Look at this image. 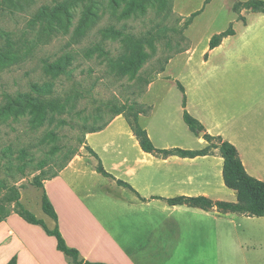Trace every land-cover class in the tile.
<instances>
[{"label":"crops","instance_id":"1","mask_svg":"<svg viewBox=\"0 0 264 264\" xmlns=\"http://www.w3.org/2000/svg\"><path fill=\"white\" fill-rule=\"evenodd\" d=\"M210 1L205 0V4ZM197 12L200 15L203 11ZM247 12V17L257 14ZM242 23L246 26L248 20ZM215 35L201 53L200 63L195 61L194 52L189 61H178V66L188 69V75L177 80L184 89L183 96L175 99L178 125L184 134H178L172 126L143 124L153 115L146 97L141 102L145 111L139 124L153 145L163 150H203L209 145L204 139L206 134L220 137L236 147L247 173L264 182V46L252 55L245 45L229 54L224 52L225 41L234 35L211 49ZM218 63L220 66H216ZM199 67L223 70L219 85L204 83ZM225 84L231 89L220 93ZM173 102L165 101L166 106ZM185 109L203 126L202 133L189 129L184 121ZM86 142L111 177L98 173L83 157L74 159L44 184L57 220L47 216L43 220L46 228L29 224L19 216L0 223V264L14 258L16 264H73V259L58 249L56 237L48 234L55 229L68 248L78 251L79 260L91 263L264 264V218L229 222L235 233L230 238L229 227L223 226L220 218L238 214L167 202L176 197L237 202L236 192L224 183V159L219 149L195 158L154 156L143 151L128 120L121 115L102 130L89 133ZM214 241L220 245L215 256ZM230 244L236 248L235 254L223 251V246L228 249L226 245Z\"/></svg>","mask_w":264,"mask_h":264},{"label":"rangeland","instance_id":"2","mask_svg":"<svg viewBox=\"0 0 264 264\" xmlns=\"http://www.w3.org/2000/svg\"><path fill=\"white\" fill-rule=\"evenodd\" d=\"M16 1L0 0V6ZM245 1L248 0H211L205 4V0H100L90 8L95 19L81 26L77 43L73 35L84 13L82 5L73 11L68 31L50 37L48 44V32L31 31L27 25L39 7L54 0H27L23 9L7 12L0 22V34L12 32L20 41L27 36L33 49L26 57L27 50L21 42L13 67L0 73V113H5L0 115V181L6 185L0 187V216H18L15 212L20 205L45 220V182L59 175L77 157L85 158L97 170L99 161L86 144L87 135L120 115L129 122L136 120L145 111L141 103L144 97L153 115L143 124L172 126L178 134H184L178 125L175 99L183 96L177 80L186 77L188 69L178 66V61H189L194 52L195 61L200 63L210 38L229 27L236 34L226 39L224 52L231 54L230 50L245 45L252 55L264 46V14L247 17L250 12L237 9ZM197 10L203 12L194 13ZM255 54L261 56L259 52ZM67 55L75 57L73 78L52 79L44 73L45 61ZM198 70L200 79L210 82L208 86L216 82L219 85L223 77V70ZM47 81L54 82V95L61 105L42 120L39 115L22 110L19 104L25 103L26 93L36 95L34 83ZM230 89L231 85L225 84L219 92L228 93ZM6 94H12L16 101L11 112H6ZM166 97L174 101L169 106L165 103L168 99L163 100ZM23 164L27 166L22 172ZM16 193L18 202H9ZM246 218L231 214L220 219L233 238L235 233L229 222ZM49 223L53 226V222ZM219 246L213 242L214 256ZM226 246L228 249L223 246V251L236 253L233 244Z\"/></svg>","mask_w":264,"mask_h":264},{"label":"trees","instance_id":"3","mask_svg":"<svg viewBox=\"0 0 264 264\" xmlns=\"http://www.w3.org/2000/svg\"><path fill=\"white\" fill-rule=\"evenodd\" d=\"M25 2H27V0H17L13 4L8 5L9 7L7 4L3 3L0 6V22L7 12L13 13L14 9H23V4H25ZM99 2L100 0H54L52 4H44L39 7L37 11L33 13L27 27L31 31L38 29L40 33L48 32L49 39L45 41V43L48 44L50 37L56 36L58 33L60 34L61 31L65 30V33L68 31L75 15L73 11H76L77 8L82 5L84 7V13L82 14L81 20H79L75 26V33L73 35V38H75L74 43H77L78 31L82 28L81 26L84 23L87 24L91 18L95 19V14L90 8ZM237 9L264 13V2L261 0H248L246 2H241L237 6ZM91 22L93 23L92 19ZM230 35H234V31L232 29H229L219 35H215L210 42L211 49L217 47L224 38ZM20 44L27 50L26 57L29 56L33 47H30V41L27 36L23 37L20 41L12 32L4 31L0 34V73L13 67L17 61V47H19ZM74 63L75 57L72 55H67L53 61L47 60L44 62V73L51 76L52 79H70L74 77ZM179 87L181 91L184 92L183 87ZM33 90L36 92V95L34 96L31 93H26L25 96H23V98H25V103H20L19 107L24 111L29 110L30 114L39 115L41 119L44 120L48 112L61 105L59 99L55 98L54 95V82L47 81L34 83ZM5 98L7 101L6 112L15 110L16 101L14 100V96L12 94H6ZM183 105L185 108L186 97H184ZM1 114L4 115L5 113H0V115ZM184 121L188 125L189 129L195 134L204 131L203 126L194 117H192L186 109L184 111ZM129 124L134 135L140 142L143 151L154 156L164 158L170 156L195 158L198 156L208 155L213 149H219L220 154L224 159V183L229 189L236 192L237 202H214L206 197H176L167 199L168 204L172 206L185 204L189 207L200 208L206 211L216 208L219 212L224 214L234 213L248 217L264 218V182L253 178L247 173L235 146L229 142L223 141L220 137H212L206 134L204 139L209 143V145L203 150H183L179 148L168 150L157 149L150 140L147 131L140 126L139 118L129 122ZM103 128L91 131L90 133L100 131ZM26 166V164L21 165L20 169L22 172L25 171ZM97 172L106 177H111V175L104 170L100 162L97 167ZM36 180L37 185H40L41 182L38 177ZM119 183L130 188L129 185L124 184L123 182ZM0 187H6L3 181H0ZM11 194L14 193L11 191ZM18 200V193H16L13 197H9V202H18ZM17 206L18 209L15 213L25 222L33 225H40L46 228L44 222L35 217L30 211L22 208L20 205ZM42 208L49 217L57 220L55 209L46 194L42 200ZM8 217L9 215L3 217L0 216V223L5 221ZM48 234L56 237L58 241V249L67 256L71 257L73 259V264H104L79 260L78 251L67 247L63 237L57 229L54 231H48ZM8 264H16V259H12Z\"/></svg>","mask_w":264,"mask_h":264},{"label":"water","instance_id":"4","mask_svg":"<svg viewBox=\"0 0 264 264\" xmlns=\"http://www.w3.org/2000/svg\"><path fill=\"white\" fill-rule=\"evenodd\" d=\"M202 133V132H201Z\"/></svg>","mask_w":264,"mask_h":264}]
</instances>
